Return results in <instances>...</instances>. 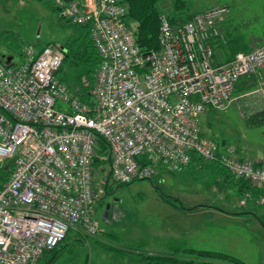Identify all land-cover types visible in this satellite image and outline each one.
<instances>
[{
    "label": "built area",
    "instance_id": "1",
    "mask_svg": "<svg viewBox=\"0 0 264 264\" xmlns=\"http://www.w3.org/2000/svg\"><path fill=\"white\" fill-rule=\"evenodd\" d=\"M43 1L71 25H90L100 64L85 104L56 77L62 48L27 47L18 63L0 60V163L13 162L0 189V264H38L70 229L95 237L107 188L152 179L159 167L181 172L192 154L264 191V167L200 129L201 117L225 111L244 79L264 98V44L229 62L214 59L227 6L185 23L161 16L159 48L144 55L120 0Z\"/></svg>",
    "mask_w": 264,
    "mask_h": 264
},
{
    "label": "rangeland",
    "instance_id": "2",
    "mask_svg": "<svg viewBox=\"0 0 264 264\" xmlns=\"http://www.w3.org/2000/svg\"><path fill=\"white\" fill-rule=\"evenodd\" d=\"M183 1V13L176 14L179 20L184 19L183 14L192 15L206 9L228 6L231 8L230 22L247 40L249 47L264 43V0ZM50 3L36 0L0 2L2 62L7 61V58H11L12 63L20 62L27 47L37 51L47 45L59 46L60 49L63 47L70 30ZM156 7L160 16L174 14L173 0H162ZM132 26L135 30V25ZM227 27L225 23L223 28ZM262 102L263 96L254 93V89L237 99L232 95L225 111L207 112L201 117L202 134L217 145L224 143L237 148L245 144L264 153V125L255 127L247 123L257 114L255 111L261 109L259 105ZM167 171L151 181L138 180L128 185L109 187L111 195L106 200L108 210L97 208L93 216L97 235L78 236L77 233L81 232L72 230L69 238L58 248L56 263L94 264L101 254L105 255L101 261L106 264H113L111 259L118 263L121 259L116 255L111 258L106 256L107 246H138L137 242L141 239V248L146 251L147 248L154 249L146 234L165 232L169 237L173 236L177 243L180 242L179 246H186L193 251L225 254L245 264H264V202H258L261 200L254 196H237L236 191L227 188L230 186L226 187L224 182L216 183L209 173L200 168L187 169L184 174ZM161 196L172 199L175 204L186 209H193L177 211L165 204ZM199 205L213 206L226 212L247 211L255 214L257 219L249 216L228 218L215 209ZM258 223L263 224V229ZM165 238L168 239L167 236ZM179 255L178 264L193 261L186 253ZM193 258L196 260L197 256Z\"/></svg>",
    "mask_w": 264,
    "mask_h": 264
},
{
    "label": "trees",
    "instance_id": "3",
    "mask_svg": "<svg viewBox=\"0 0 264 264\" xmlns=\"http://www.w3.org/2000/svg\"><path fill=\"white\" fill-rule=\"evenodd\" d=\"M3 0H0V2ZM38 2H46L43 0H36ZM74 1V0H65ZM162 0H120V3L127 8L126 23L129 26L135 25V38L138 47L140 48L142 54L146 55L151 51H156L159 48L158 36L160 27V11L157 9L156 5ZM228 7V6H227ZM173 12L174 14L166 16L170 23H185L188 22L196 13L192 15L183 14L184 19L176 17V14H182L185 8V3L183 0H173ZM231 10L230 7H228ZM52 9L56 12L58 10L52 6ZM204 11V10H203ZM201 12V11H199ZM59 14V12H58ZM230 15V13H229ZM60 16V14H59ZM229 17V16H228ZM61 20H64L60 16ZM228 19V18H227ZM229 21V20H228ZM66 26L69 27L70 35L63 45L64 59L61 67L56 73L57 79L82 103L88 104L91 102V90L95 81L96 71L100 64V58L98 52L90 38V25L75 26L71 25L69 22L64 20ZM226 22V21H225ZM229 23V24H228ZM227 22L229 27L227 29L223 28L225 33L224 42H216L213 44L214 59L217 63L229 62L234 58L238 52H249L250 48L242 35L239 33L237 28L233 24ZM225 24V23H224ZM264 44V43H262ZM45 47V46H44ZM255 47V46H254ZM222 50L224 54V61H220L216 54V51ZM255 88V83L246 81L245 79L237 84L234 89L233 94H248ZM232 94V95H233ZM208 112H213L209 110ZM263 116V117H262ZM261 117V118H260ZM252 126H262L264 124V112L254 115L249 122ZM225 145L222 143L219 146ZM100 152L103 154L106 150L104 144L100 143ZM13 162L11 160L4 161L0 163V189L4 183L9 179L10 173L12 172ZM203 169L210 171L213 174H220L227 176L225 184H232L241 194L250 193L252 196L257 197L261 195V188L251 185L247 181L234 180L231 175L228 174L225 169L221 168L216 162L205 164L197 159L196 155H191V160L189 165L185 168L188 169ZM184 169V170H185ZM227 174V175H226ZM153 179V178H152ZM152 179H148L151 181ZM230 180V181H229ZM229 182V183H228ZM128 185V184H127ZM123 186V185H118ZM111 188L105 190V195H111ZM162 199L170 204L175 205L178 210H192L193 208H185L182 205H177L172 199L161 196ZM103 199V198H102ZM101 199V200H102ZM100 200V201H101ZM210 209H215L217 211H222L219 208L213 206H201ZM224 212V211H223ZM251 212H238L233 214L238 215H250ZM263 226V224H262ZM264 227V226H263ZM72 231L70 229L63 242L59 244L57 248L52 251L44 252L39 260L38 264H43L42 260H45V264H54L57 259L58 248L62 247L64 243L69 238V233ZM114 238V237H111ZM106 251L118 254L120 257H126L131 262H138L143 264H178L179 260L175 257L179 252H171L169 256H148L144 253H139L136 249L132 247H113L107 246ZM180 253H186L190 255L193 261H188L187 264H245L241 260L220 253L207 252V251H193L192 249L184 248V251ZM193 256H197L195 260Z\"/></svg>",
    "mask_w": 264,
    "mask_h": 264
},
{
    "label": "crops",
    "instance_id": "4",
    "mask_svg": "<svg viewBox=\"0 0 264 264\" xmlns=\"http://www.w3.org/2000/svg\"><path fill=\"white\" fill-rule=\"evenodd\" d=\"M76 1H78V0H76ZM229 16V15H228ZM228 19H226V22H224V23H227V22H229L231 19L229 18V17H227ZM229 20V21H228ZM232 22V21H231ZM233 23V22H232ZM229 24V23H228ZM223 26H224V24H223ZM231 27V26H230ZM229 27V29L230 30H233V28H230ZM59 47V46H58ZM62 49H63V47H62ZM216 54H217V56H218V59L220 60V61H224V54L222 53V50H218V51H216ZM10 59L11 58H7V60H9L10 61ZM236 95H239V97L240 96H242V95H245V94H239V93H236V94H233V97H234V99H237V98H239V97H236ZM259 107L261 108V109H258V110H256L255 112L257 113V114H259V113H261V112H264V103L262 102V104L261 105H259ZM250 109H253V108H251L250 107ZM254 112V113H255ZM256 115V114H255ZM254 116V115H253ZM252 116V117H253ZM251 117V118H252ZM263 117V116H262ZM261 118V117H260ZM264 125V124H263ZM255 127H257V126H255ZM259 127V126H258ZM264 142V141H263ZM259 144V143H258ZM261 145V144H260ZM243 146H244V148H243ZM237 149V153H238V155H239V157L242 159V160H247V161H250L251 163H253L254 164V166L255 167H264V153L260 150V149H257L256 151L254 150V149H252L249 145H239V147H237L236 148ZM206 171V170H205ZM168 171H167V169H165V168H162V167H159V168H157V175L155 176V177H158V176H163L164 174H166ZM185 172H187L186 170H182L181 172H178V174H184ZM207 173H209L210 174V176L212 177V179H213V181H215L216 183H218V182H226V179L228 178L227 176H224L223 174L222 175H218V174H213V173H211L210 171H206ZM174 173V172H173ZM176 173V172H175ZM174 173V174H175ZM171 174V173H170ZM230 181V180H229ZM229 183V182H228ZM228 186H230V187H227V184H226V187L227 188H231V190L233 191V192H235V193H237V196H252L250 193H246V194H241L239 191H238V189L237 188H235L232 184H228ZM261 195H257V197H256V199H259V200H261V201H258V202H264V192L263 191H261ZM162 198V197H161ZM162 201L165 203V204H167V205H169V206H171L172 208H174L175 210H177L178 211V209L175 207V205H173V204H170V203H167V202H165L163 199H162ZM200 207L201 206H204V205H199ZM194 207H196V206H194ZM189 208H192V207H189ZM184 211V210H183ZM186 211V210H185ZM218 212H221L223 215H226L228 218H230V216H232V217H237L236 215L234 216L233 214H236L234 211H228V212H226V211H224L223 212V210L222 211H218ZM242 212H246V211H242ZM241 213V212H240ZM238 216H242V217H245V218H247L246 216H249V217H251L252 219H254V220H256L257 219V216L255 215V214H253V213H251L250 215H238ZM261 218H263L262 216H261ZM263 223V222H262ZM262 223L260 224V223H258V225L260 226V228H262ZM263 229V228H262ZM78 234V236H82L83 234L82 233H77ZM147 236H148V242H150V243H152V246L154 247V249H149V248H147L146 249V251L145 250H142V248H141V239H139L138 240V242H137V245L138 246H132V245H128V246H125V247H132V248H134V249H136L137 251H139V253H144L145 255H148V256H156L155 255V253L157 254V256L158 255H162V256H169V254H171V252H179L180 253V251H184V248L186 247V246H184V247H182V246H179L180 245V242H176L175 241V238L172 236V237H169V235H167V234H165V232H164V234H156V233H151V234H146ZM146 235H144V236H146ZM143 236V237H144ZM165 236H167L168 237V239H166L165 238ZM111 237H114L113 235H111ZM113 239H115V237L113 238ZM143 246V245H142ZM113 247H117V246H113ZM143 248H146L145 246H143ZM107 252V255L106 256H108V257H112V256H115V257H117V258H120L121 259V261L120 262H113L114 260H112L111 259V261H112V263L113 264H143V263H138V262H131V261H129L126 257H120L118 254H115L114 252L113 253H111V252H109V251H106ZM151 254H154V255H151ZM164 254H167V255H164ZM97 256V255H96ZM175 257H177V259H179L180 258V255L179 254H177ZM105 258V255L103 256V254H101V255H99L98 257H97V263L95 262L94 264H106L104 261H101V260H103ZM43 262V264H45L46 262H45V260H42ZM101 261V262H100ZM54 264H85V263H81V262H59V263H54Z\"/></svg>",
    "mask_w": 264,
    "mask_h": 264
},
{
    "label": "flooded vegetation",
    "instance_id": "5",
    "mask_svg": "<svg viewBox=\"0 0 264 264\" xmlns=\"http://www.w3.org/2000/svg\"><path fill=\"white\" fill-rule=\"evenodd\" d=\"M109 196L104 195L103 199L98 203L97 208H106V200L109 198Z\"/></svg>",
    "mask_w": 264,
    "mask_h": 264
},
{
    "label": "water",
    "instance_id": "6",
    "mask_svg": "<svg viewBox=\"0 0 264 264\" xmlns=\"http://www.w3.org/2000/svg\"><path fill=\"white\" fill-rule=\"evenodd\" d=\"M7 61H9V60H7ZM106 209L108 210V207L106 206Z\"/></svg>",
    "mask_w": 264,
    "mask_h": 264
},
{
    "label": "bare ground",
    "instance_id": "7",
    "mask_svg": "<svg viewBox=\"0 0 264 264\" xmlns=\"http://www.w3.org/2000/svg\"><path fill=\"white\" fill-rule=\"evenodd\" d=\"M51 4V3H50ZM53 6V5H52Z\"/></svg>",
    "mask_w": 264,
    "mask_h": 264
}]
</instances>
